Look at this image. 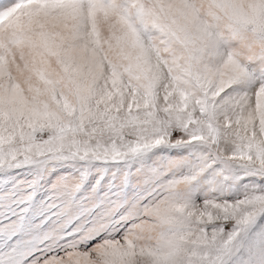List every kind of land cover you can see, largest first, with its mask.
Instances as JSON below:
<instances>
[{"label": "snow or ice", "instance_id": "1", "mask_svg": "<svg viewBox=\"0 0 264 264\" xmlns=\"http://www.w3.org/2000/svg\"><path fill=\"white\" fill-rule=\"evenodd\" d=\"M0 264H264V0H0Z\"/></svg>", "mask_w": 264, "mask_h": 264}]
</instances>
